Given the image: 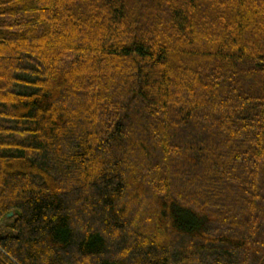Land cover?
I'll use <instances>...</instances> for the list:
<instances>
[{
    "label": "trees",
    "instance_id": "16d2710c",
    "mask_svg": "<svg viewBox=\"0 0 264 264\" xmlns=\"http://www.w3.org/2000/svg\"><path fill=\"white\" fill-rule=\"evenodd\" d=\"M1 221L0 264H264V0H0Z\"/></svg>",
    "mask_w": 264,
    "mask_h": 264
},
{
    "label": "water",
    "instance_id": "95a60500",
    "mask_svg": "<svg viewBox=\"0 0 264 264\" xmlns=\"http://www.w3.org/2000/svg\"><path fill=\"white\" fill-rule=\"evenodd\" d=\"M13 213H14V212L8 214V217H11V216L13 215ZM16 213H18V212L16 211Z\"/></svg>",
    "mask_w": 264,
    "mask_h": 264
},
{
    "label": "rangeland",
    "instance_id": "374dc122",
    "mask_svg": "<svg viewBox=\"0 0 264 264\" xmlns=\"http://www.w3.org/2000/svg\"><path fill=\"white\" fill-rule=\"evenodd\" d=\"M3 224H4V223H3V221H1V222H0V227H2V226H3Z\"/></svg>",
    "mask_w": 264,
    "mask_h": 264
}]
</instances>
